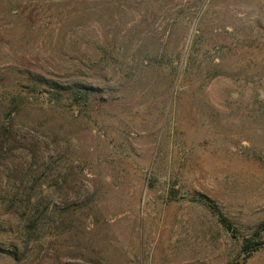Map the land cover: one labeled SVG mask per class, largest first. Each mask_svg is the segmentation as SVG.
Returning a JSON list of instances; mask_svg holds the SVG:
<instances>
[{
	"label": "rangeland",
	"instance_id": "rangeland-1",
	"mask_svg": "<svg viewBox=\"0 0 264 264\" xmlns=\"http://www.w3.org/2000/svg\"><path fill=\"white\" fill-rule=\"evenodd\" d=\"M0 264H264V0H0Z\"/></svg>",
	"mask_w": 264,
	"mask_h": 264
},
{
	"label": "trees",
	"instance_id": "trees-1",
	"mask_svg": "<svg viewBox=\"0 0 264 264\" xmlns=\"http://www.w3.org/2000/svg\"><path fill=\"white\" fill-rule=\"evenodd\" d=\"M219 222H220L221 224H223L227 230H229V226L227 225L226 220H224L223 218H220V219H219ZM247 248H248V246L245 244V246H244V250H246Z\"/></svg>",
	"mask_w": 264,
	"mask_h": 264
}]
</instances>
